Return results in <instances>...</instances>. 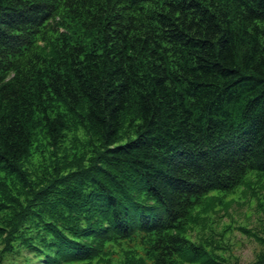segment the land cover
I'll use <instances>...</instances> for the list:
<instances>
[{"label": "trees", "instance_id": "obj_1", "mask_svg": "<svg viewBox=\"0 0 264 264\" xmlns=\"http://www.w3.org/2000/svg\"><path fill=\"white\" fill-rule=\"evenodd\" d=\"M251 174L264 0H0L1 257L223 264L188 232Z\"/></svg>", "mask_w": 264, "mask_h": 264}, {"label": "rangeland", "instance_id": "obj_2", "mask_svg": "<svg viewBox=\"0 0 264 264\" xmlns=\"http://www.w3.org/2000/svg\"><path fill=\"white\" fill-rule=\"evenodd\" d=\"M188 236L208 246L209 252L218 256L223 264L254 262L257 254L264 251V179L260 180L251 174L247 185L225 196L221 203H215L209 216L205 217L200 227L188 232ZM128 244L123 241L107 246L106 251L109 253L106 257H111L112 264H117L124 256V252L129 249ZM1 248L2 244L0 264L24 263L26 252L18 256L5 254L1 257ZM74 264H106V261Z\"/></svg>", "mask_w": 264, "mask_h": 264}]
</instances>
